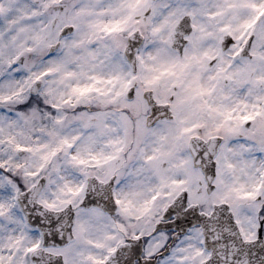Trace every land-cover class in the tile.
<instances>
[{
  "label": "snow or ice",
  "instance_id": "snow-or-ice-1",
  "mask_svg": "<svg viewBox=\"0 0 264 264\" xmlns=\"http://www.w3.org/2000/svg\"><path fill=\"white\" fill-rule=\"evenodd\" d=\"M0 264H264V0H0Z\"/></svg>",
  "mask_w": 264,
  "mask_h": 264
}]
</instances>
